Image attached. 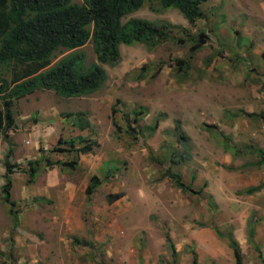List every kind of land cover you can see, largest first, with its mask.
<instances>
[{
  "label": "rangeland",
  "instance_id": "1",
  "mask_svg": "<svg viewBox=\"0 0 264 264\" xmlns=\"http://www.w3.org/2000/svg\"><path fill=\"white\" fill-rule=\"evenodd\" d=\"M201 11L190 26L176 10L145 2L129 17L170 23L173 41L120 45L116 63L98 64L106 78L90 95L35 91L14 102L13 128L0 140V187L8 150L21 168L39 165L32 179L24 171L10 176L18 224L11 231L0 202V264H10L9 250L14 264H191V252L197 264H236L228 233L241 264H262L247 241L246 220L252 213L259 219L252 241L264 259V186L244 190L262 182L264 165L225 149L223 138L264 151V0H207ZM199 32L207 38L189 58ZM79 51L86 66L96 63L91 42ZM64 54L56 52L50 65ZM174 59L188 60V71H177ZM78 112L82 117H73ZM79 118L88 122L81 130L73 123ZM58 137L97 146L78 156L51 152ZM181 152L187 159L170 165ZM69 162L75 166L63 165ZM168 167L190 192L163 177ZM91 176L103 181L87 197ZM115 193L121 197L108 203Z\"/></svg>",
  "mask_w": 264,
  "mask_h": 264
},
{
  "label": "trees",
  "instance_id": "2",
  "mask_svg": "<svg viewBox=\"0 0 264 264\" xmlns=\"http://www.w3.org/2000/svg\"><path fill=\"white\" fill-rule=\"evenodd\" d=\"M145 2L156 4L161 9H174L192 26L201 17V5L207 0H81L75 4L72 0H0V140H7L12 130L14 119L12 107L18 99L24 98L35 91H51L56 96L68 99L79 98L94 93L105 81V72L98 64L116 63L119 58L120 45L131 46L135 44L146 45L173 41L170 36L172 26L168 22L152 23L146 19L129 17L139 10ZM203 32L192 38L193 45L189 48V58L199 49L206 40ZM91 42L96 63L86 66L84 55L79 48ZM175 43L183 45L185 40L177 39ZM58 52L65 53L50 65L53 55ZM262 60V75L264 76V49L260 53ZM172 65L181 73L189 69L188 60H172ZM157 68L155 73L159 71ZM8 76V79L5 76ZM145 77L143 72L137 76L138 80ZM113 113V110H111ZM133 115L138 113L133 111ZM251 116V114H245ZM82 117L76 113L73 117ZM136 122L135 119H133ZM79 129H84L88 122L76 119L73 122ZM158 125V118H154L148 127L153 132ZM205 128L213 126L205 125ZM128 129L131 130L130 127ZM180 136V140H183ZM183 147V143H181ZM97 146L94 141H86L75 137L62 139L58 137L51 152H71L75 156L91 152ZM225 149H231L235 155L253 154L257 160L255 166L264 165V151L256 146L245 145L241 149L231 146L223 138ZM8 150L2 160V185L0 187V202L6 207V213L11 220V231L18 224V211L10 198V176L16 171L25 172L32 179L39 165L37 160L27 161L25 168L9 161ZM187 159L184 152L172 154L170 165H176ZM53 165L54 163H48ZM63 165L73 168L75 162ZM163 177L168 178L174 187L180 191L190 189L183 184L180 176L170 171L168 167ZM106 177H104L105 179ZM103 179L91 176L84 193L91 196ZM264 186L262 182L244 190L245 194H252ZM193 193L198 194L199 191ZM121 194L108 195V203L118 200ZM259 219L252 213L246 220V237L248 243L261 258L259 248L253 243L254 226ZM220 235V234H219ZM236 264H241L238 244L231 234L225 236ZM10 241V249L12 238ZM164 241L172 259L176 252L167 233ZM7 260L14 264L10 250ZM191 264H197L196 257L191 252Z\"/></svg>",
  "mask_w": 264,
  "mask_h": 264
}]
</instances>
